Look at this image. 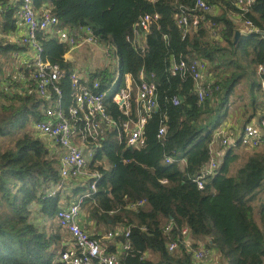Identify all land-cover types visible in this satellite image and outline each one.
<instances>
[{
	"label": "trees",
	"instance_id": "obj_1",
	"mask_svg": "<svg viewBox=\"0 0 264 264\" xmlns=\"http://www.w3.org/2000/svg\"><path fill=\"white\" fill-rule=\"evenodd\" d=\"M10 1L0 0V5ZM195 1L34 0L38 11L50 5L61 28L90 26L115 48L119 86L127 74L136 82L141 70L155 74L160 110L146 125V146L125 148L114 131L88 164L102 179L94 199L86 200L84 218L109 231L119 224L131 227L132 253L123 257V264H202L193 255L200 244L214 250L220 264H264V150L246 153L243 160L239 148L228 149L203 190L194 182L210 160L214 131L232 107H242L248 123L257 115L264 119V76L257 71L264 63V0H256L241 18L259 31L242 33L237 43L241 27L233 16L241 12L233 0H209L220 11L209 14L183 39L176 18L182 7L192 8ZM20 5L21 0L0 11L1 33L17 28ZM146 14H159L160 19L151 25L147 52L140 54L126 38ZM4 40L0 37V264H56L69 240L56 221L58 212L86 194L88 183L51 196L61 180L62 152L35 130L43 118L42 100L34 91L18 85L13 91L6 83L7 60L23 48L4 45ZM39 40L46 59L73 68L65 60L68 46L46 33ZM195 59L209 64L220 85V92L201 106L191 78L171 74L174 62ZM91 77L102 86L109 80L105 70ZM238 88L247 97L237 95ZM63 89L68 96L69 83L64 81ZM173 95L181 97L180 106L167 102ZM111 111L120 122L127 120L116 105ZM162 122L167 131L159 140ZM140 201L145 204L137 212L128 208ZM168 224L173 228L167 233ZM184 228L193 240L191 251L183 243ZM174 241L179 248L170 252L168 244Z\"/></svg>",
	"mask_w": 264,
	"mask_h": 264
},
{
	"label": "built area",
	"instance_id": "obj_2",
	"mask_svg": "<svg viewBox=\"0 0 264 264\" xmlns=\"http://www.w3.org/2000/svg\"><path fill=\"white\" fill-rule=\"evenodd\" d=\"M233 2L240 10L242 18L251 10L256 0ZM37 12L34 0H21L17 17L25 27V34L19 38V46L24 50L20 54L25 57L20 59L22 64L18 73L8 78L6 83L14 90L18 89V85L24 87V90L34 91L43 102V118L35 123V130L62 152L61 180L51 196L70 190L80 181L85 180L88 183L86 194L58 212L56 221L68 233L72 244L68 243L66 251L61 254L56 264H123V257L132 253L131 227L119 224L103 235L94 236L83 223L86 200L94 199L102 179L98 171L88 170V158L103 147L105 138L114 131L118 133L120 145L125 148L141 150L146 146V125L160 110L155 74L147 76L141 70L140 82L127 74L123 85L119 86V56L113 46L100 40L92 27L80 26L74 31L59 28L60 21L55 15L47 11ZM212 12L213 7L209 0H196L192 8L182 7L176 18V25L182 30L183 39L196 32ZM159 19V14L142 16L133 32L127 36V42L140 54L147 52L146 43L151 25ZM242 22L245 26L244 33L259 31L251 21ZM41 33L57 36L61 44L72 48L89 46L94 49V54H99L101 62L109 64L114 57L118 76L115 79L109 77L108 83L102 86L99 79L92 80V73L88 76L52 63L44 57V48L39 40ZM257 71L260 76H264V63L258 65ZM171 74L184 80L191 78L199 106L220 92V85L216 84L209 64L202 59L176 61ZM64 81L69 83L68 96L64 93ZM261 92L264 95V79L261 81ZM166 100L175 107L182 104L179 95L168 96ZM111 105H116L127 120H117L111 111ZM166 131V125L162 122L157 138L161 140ZM262 146L264 119L246 124L242 131H235L225 125L219 126L214 131L210 160L202 166L200 175L194 180L198 189L203 190L206 180L216 175L219 160L228 149L243 147L258 150ZM166 162L171 163V159L167 158ZM144 204L145 201H140L128 208L137 212ZM172 228V224H168L165 231L168 233ZM182 235L185 247L191 251L193 240L188 228L182 230ZM178 248L177 241L168 244L170 252ZM193 255L202 264H220L216 252L204 244L193 250Z\"/></svg>",
	"mask_w": 264,
	"mask_h": 264
},
{
	"label": "crops",
	"instance_id": "obj_3",
	"mask_svg": "<svg viewBox=\"0 0 264 264\" xmlns=\"http://www.w3.org/2000/svg\"><path fill=\"white\" fill-rule=\"evenodd\" d=\"M19 2H20V0H11L7 4L0 5V11L1 10L5 11L8 8H10L11 6L12 7L13 6H16V4H18ZM212 7H213V12L214 11L215 12H219L220 11V9L218 11V7L216 5H212ZM19 11H20V8H19V10L16 13V17L18 16ZM36 11H38V10H36ZM45 11L51 13L50 5H48V8L45 7L42 10H39L37 13H43ZM1 14H3V13H0V19L3 18V15H1ZM233 17L236 20V22L240 24L241 33H244L245 26H243V22L241 21L240 16H233ZM17 20H18V17H17ZM59 28H61V27H59ZM65 29H69V28H65ZM77 29H74V30H77ZM74 30H72V31H74ZM24 34H25V27L23 26L22 22L18 20L17 28H15L14 30L10 31L7 34H3V33L0 32V37L5 38L4 45H10V46L16 47V46H19V38H21V36L24 35ZM49 37L50 38H56V39H58L57 36H51V35H49ZM68 47H69V52L65 55V60H66V62L68 64H71V66L73 67L71 69V71H78V72H80V73H82L84 75H88V76L91 73L93 75V73L98 72L96 70L99 67H97L91 61L90 62L88 61L89 62V69L86 72L81 71L80 69H77L75 67L76 65L74 64L78 60V58L80 57V55H83L85 52L88 53V54H90L89 52L91 50L93 52V54H94V49L93 48H91L89 46H80V47H74V48H72L70 46H68ZM23 52H24L23 49L21 51H18V50L17 51H13V53L11 55V58H10V61L7 60V61H9V63H7V67H6V70H5V76H4L5 79L10 78L14 74H17L18 71L20 70V67H21V64H22V62L20 61V59L23 58V57H25V56H23L24 54H22V55L20 54V53H23ZM84 58L88 59L87 55ZM13 91H14V89H13ZM245 97H247L246 92H245ZM238 108L239 107H236V108L235 107L234 108L232 107L231 110H230L229 116L222 121L221 125H225L227 127H230L232 129H234L235 131H242V129L244 128V126L246 124H248V121H246V116H244L241 113V110L240 109L238 110ZM259 118H260V115H257L254 119H252L251 122L259 121ZM242 149H244V151L245 150H248V149H245V148L241 147V148H239V151H242ZM262 150H264V146H262L258 150H249V151L255 152V151H262ZM78 183L80 185L87 184L85 180L84 181H80ZM80 196H82V195H79L78 197H76V199H74L70 204H72L73 202H76L79 199ZM69 205L66 204L63 207H67ZM90 221H91L90 219L88 221H86L85 218L83 219V223H84L85 227L89 230V232L92 235H94V236H96V235H103L105 232H108L109 231V229H107L106 227L104 228L106 231H104L103 229H102V231H97V230H99V229H97L95 227V226H97V224L95 222H93V221L92 222H90ZM67 235H68V233H67ZM68 243H69V245L72 244L70 236H69Z\"/></svg>",
	"mask_w": 264,
	"mask_h": 264
},
{
	"label": "rangeland",
	"instance_id": "obj_4",
	"mask_svg": "<svg viewBox=\"0 0 264 264\" xmlns=\"http://www.w3.org/2000/svg\"><path fill=\"white\" fill-rule=\"evenodd\" d=\"M60 27V26H59ZM104 44L105 43H108V42H105L103 41ZM113 50V49H112ZM90 54L88 53H84L83 55H80V57L78 58V60L74 63L76 66L77 69H80L81 71H84L86 72L88 69H89V62H93L97 67V70L96 71H99V70H105L107 72V76L110 77L111 79H115L119 72H118V67H117V64L115 62V60H111V62L108 64L107 62L103 61L101 62V58L99 56V54H93V52L90 50L89 52ZM87 55L88 59L84 58L85 56ZM10 61V60H9ZM8 61V63H9ZM89 61V62H88ZM226 73V72H224ZM222 75V74H221ZM237 95H244L245 96V90H241V89H237ZM242 106V105H241ZM241 110L243 109L242 107H239L238 110ZM233 112V111H232ZM7 143V142H6ZM241 153V156L243 157V160H244V156L246 153H252V151H249V150H245L242 149V151H239ZM94 158V154L88 158V162L91 163V160ZM239 167L240 165L239 164H236L235 167ZM97 229V231H102V229L104 231H106L104 228H105V225L101 226V227H98V226H95ZM218 256V255H217Z\"/></svg>",
	"mask_w": 264,
	"mask_h": 264
},
{
	"label": "water",
	"instance_id": "obj_5",
	"mask_svg": "<svg viewBox=\"0 0 264 264\" xmlns=\"http://www.w3.org/2000/svg\"><path fill=\"white\" fill-rule=\"evenodd\" d=\"M242 35V33L240 31L236 32L235 35V43H237L240 39V36ZM130 150H133L132 148H129Z\"/></svg>",
	"mask_w": 264,
	"mask_h": 264
},
{
	"label": "bare ground",
	"instance_id": "obj_6",
	"mask_svg": "<svg viewBox=\"0 0 264 264\" xmlns=\"http://www.w3.org/2000/svg\"><path fill=\"white\" fill-rule=\"evenodd\" d=\"M95 158V157H94Z\"/></svg>",
	"mask_w": 264,
	"mask_h": 264
}]
</instances>
